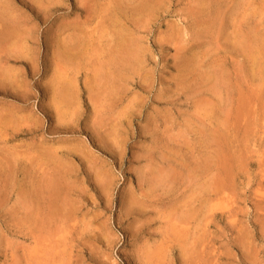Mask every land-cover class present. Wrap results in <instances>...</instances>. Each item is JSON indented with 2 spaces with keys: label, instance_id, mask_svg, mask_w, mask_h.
<instances>
[{
  "label": "rangeland",
  "instance_id": "1",
  "mask_svg": "<svg viewBox=\"0 0 264 264\" xmlns=\"http://www.w3.org/2000/svg\"><path fill=\"white\" fill-rule=\"evenodd\" d=\"M0 264H264V0H0Z\"/></svg>",
  "mask_w": 264,
  "mask_h": 264
},
{
  "label": "bare ground",
  "instance_id": "2",
  "mask_svg": "<svg viewBox=\"0 0 264 264\" xmlns=\"http://www.w3.org/2000/svg\"><path fill=\"white\" fill-rule=\"evenodd\" d=\"M247 40H248V39H247ZM237 41L240 42L239 40H237ZM237 41H236V46H237V43H238ZM238 44H239V43H238ZM240 44H241V42H240ZM240 44H239V45H240ZM243 44H244V40H243ZM245 45H246V44H244V46H245ZM240 46H242V44H241ZM242 47H243V46H242ZM245 47H246V46H245ZM244 49H245V48H244ZM135 55H136V54H135ZM253 56H254V55H253ZM257 56H259V55H257ZM252 58L255 59V56L252 57ZM257 58H258V57H257ZM254 59H253V60H254ZM260 59H261V58H258L259 61H260ZM258 60H256V61L254 60V62L256 63ZM257 63H260V62H257ZM59 89H60V87H59ZM56 90H57V88H56ZM71 95H72V94H71ZM67 98H69V97L67 96ZM69 100L72 101V96H71V98H70ZM218 184H219V183H218ZM219 185H220V184H219ZM219 185H218V186H219ZM217 188H218V187H217ZM222 188H223V187H222ZM222 188H221V190L223 191L224 188H223V189H222ZM225 189H226V188H225ZM218 190H219V189H218ZM218 190H217V191H218ZM217 191H216V192H217ZM218 192L221 193V191H218ZM210 193H211V192H210ZM214 193H215V192H214ZM211 194H212V193H211ZM215 194H216V193H215ZM215 194L212 195V196L214 197ZM217 195H219V194H217ZM217 195H216V196H217ZM222 196H223V195H222ZM210 198H211V197H210ZM219 198H220V196H219ZM221 198H222V197H221ZM221 198H220V199H221ZM223 198H225V197L223 196ZM214 199H215V198H214ZM208 202H209V201H208ZM210 207H211V206H210ZM208 212H210V210H208ZM50 213H51V212H50ZM209 215H210V214H209ZM50 216H51V215H50ZM211 216H212V215H211Z\"/></svg>",
  "mask_w": 264,
  "mask_h": 264
}]
</instances>
